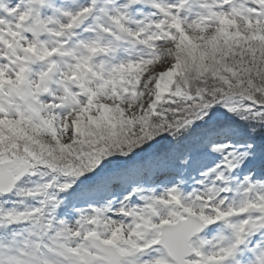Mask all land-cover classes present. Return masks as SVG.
Instances as JSON below:
<instances>
[{
    "label": "snow or ice",
    "instance_id": "1",
    "mask_svg": "<svg viewBox=\"0 0 264 264\" xmlns=\"http://www.w3.org/2000/svg\"><path fill=\"white\" fill-rule=\"evenodd\" d=\"M0 264H264V0H0Z\"/></svg>",
    "mask_w": 264,
    "mask_h": 264
}]
</instances>
